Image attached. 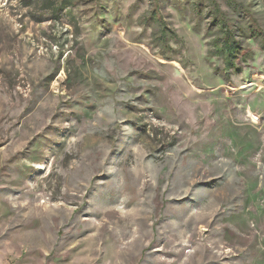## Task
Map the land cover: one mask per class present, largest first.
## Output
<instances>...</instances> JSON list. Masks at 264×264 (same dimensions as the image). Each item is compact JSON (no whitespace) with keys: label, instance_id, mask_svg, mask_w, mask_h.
Returning a JSON list of instances; mask_svg holds the SVG:
<instances>
[{"label":"rangeland","instance_id":"rangeland-1","mask_svg":"<svg viewBox=\"0 0 264 264\" xmlns=\"http://www.w3.org/2000/svg\"><path fill=\"white\" fill-rule=\"evenodd\" d=\"M214 2L240 70L210 0H0V264H264V0Z\"/></svg>","mask_w":264,"mask_h":264},{"label":"trees","instance_id":"trees-1","mask_svg":"<svg viewBox=\"0 0 264 264\" xmlns=\"http://www.w3.org/2000/svg\"><path fill=\"white\" fill-rule=\"evenodd\" d=\"M210 1H213L210 7V12L213 22L212 27H214V30L210 32L212 38L208 41L207 56L221 58L224 61L226 69L240 70V66L237 65L236 61H238L239 58H242V56L244 57L243 61H245L247 55L244 56V51L239 40L236 38L235 25L228 18V15L219 8L214 0ZM153 17H155V15H153ZM237 29L240 32L243 31V28H239L238 25ZM159 31L160 35L157 37L160 44H162V47L167 43L168 39H177V34L175 32L170 31L168 34L166 28L163 26L160 27ZM249 32L253 37L258 34L252 28ZM261 46L264 48V43H261Z\"/></svg>","mask_w":264,"mask_h":264}]
</instances>
